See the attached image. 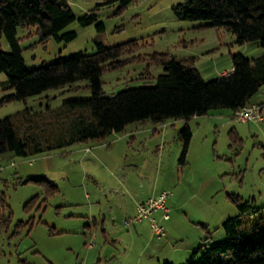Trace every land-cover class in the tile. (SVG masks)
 Here are the masks:
<instances>
[{
	"label": "rangeland",
	"instance_id": "obj_1",
	"mask_svg": "<svg viewBox=\"0 0 264 264\" xmlns=\"http://www.w3.org/2000/svg\"><path fill=\"white\" fill-rule=\"evenodd\" d=\"M66 1L75 20L59 33L74 31L76 37L43 41L33 26H19L25 64L40 67L60 57L93 53L97 42L111 46L136 40L137 47L131 45L135 51L122 56L121 65L104 70L107 96L156 84L164 73L153 62L160 54L194 58L201 75L211 80L232 68L233 53L251 58L261 52L258 45L236 43L223 27L179 19L173 7L187 0H134L127 6L119 0ZM0 46L10 50L5 35ZM6 79L0 73V98L9 92L3 89ZM91 95L89 81L80 79L26 101L2 104L0 119L25 108L39 117L59 111L67 100ZM251 101L264 105V86ZM230 113L229 108L213 109L187 121L193 136L186 164L179 161L183 118L137 121L104 139L29 148L25 156L0 154V264H159L161 258L151 252L185 264L186 247L226 239L222 221L241 213L235 197L264 207V122L236 121ZM37 175H46L50 184L24 183ZM164 190L171 192L170 217L163 220L159 211L153 215L165 226L164 237H158L149 218L126 225L137 215L138 204ZM143 197L130 214L133 201ZM142 226L137 233L135 227ZM135 234L140 239L132 249ZM147 241H152L150 251L142 253Z\"/></svg>",
	"mask_w": 264,
	"mask_h": 264
},
{
	"label": "trees",
	"instance_id": "obj_2",
	"mask_svg": "<svg viewBox=\"0 0 264 264\" xmlns=\"http://www.w3.org/2000/svg\"><path fill=\"white\" fill-rule=\"evenodd\" d=\"M119 1L127 6L134 0ZM173 9L181 20H204L206 26L232 32L238 44L260 41L264 49V0H187ZM93 18H86L83 23ZM74 20V12L66 0H0V39L5 35L10 46L9 51L0 46V73L7 78L3 89L9 91L0 98V105L26 101L45 90L80 79L89 81L92 92L89 98L67 100L59 111H48L39 117L25 108L1 118L0 154L11 151L25 156L29 148L40 151L57 143L104 139L137 121L164 123L183 118L186 123L180 130L179 161L186 164L193 136L187 121L219 108H229L233 114L252 103V97L264 85V52L251 58L241 52L233 53L232 73L211 80L201 75L194 58L180 60L160 54L153 62L161 64L164 73L158 75L156 84L127 88L107 96L103 89L104 70L121 65L124 61L121 57L135 51L131 45L137 47L136 40L111 46L97 42L93 53L60 57L40 67L25 64L17 36L19 26H33L43 41L51 36L71 40L76 37L74 31L61 36L59 32ZM98 27L102 28V24ZM28 181L50 184L46 175L29 177L24 183ZM234 201L241 213L222 221L226 239L197 247L185 264H264V207L257 209L251 200L239 197ZM163 264L173 263L166 260Z\"/></svg>",
	"mask_w": 264,
	"mask_h": 264
},
{
	"label": "built area",
	"instance_id": "obj_3",
	"mask_svg": "<svg viewBox=\"0 0 264 264\" xmlns=\"http://www.w3.org/2000/svg\"><path fill=\"white\" fill-rule=\"evenodd\" d=\"M232 69L226 70L223 74L230 75ZM263 105L257 103H249L245 106L235 110L232 114V118L240 122H263ZM35 159H31L30 163H33ZM0 164V170L2 169ZM171 195V192L164 190L159 194L149 197L146 201L138 204L137 206V215L126 219L125 223L127 226L141 221L144 218H149L151 220V226L155 232L158 233V237L162 238L166 235L167 231L164 225L156 220L153 216L155 212H161V217L163 220H167L170 217L171 209L167 205L168 197ZM91 245V244H90Z\"/></svg>",
	"mask_w": 264,
	"mask_h": 264
},
{
	"label": "crops",
	"instance_id": "obj_4",
	"mask_svg": "<svg viewBox=\"0 0 264 264\" xmlns=\"http://www.w3.org/2000/svg\"><path fill=\"white\" fill-rule=\"evenodd\" d=\"M252 43H254V42H246V43H244L243 45H245L246 47H250V45H258V46H260L261 48V52H260V55L261 54H263V52H264V49H263V47L261 46V45H259L258 44V42H256L255 44H252ZM259 56V55H258ZM232 69V68H231ZM224 72H222L221 73V75L223 74ZM264 86V85H263ZM262 86V87H263ZM261 87V88H262ZM260 88V89H261ZM252 103H254V102H252ZM257 103H259V102H257ZM263 105V104H262ZM264 111V105H263V110H262V112ZM231 115H232V110H231V113H230ZM264 122V121H263ZM0 160H1V158H0ZM2 165V164H1ZM153 195V194H152ZM151 195V196H152ZM150 197V196H149ZM147 197H143L142 199H136L135 200V202L133 201V204H132V209H131V211H130V214H132V211H134V210H136V206H137V204L139 203V202H141V201H143L144 199H146ZM171 209V208H170ZM135 229H136V232L138 233V231H143L144 230V227L142 226V227H140V228H138V227H135ZM137 239H140V237L137 235V234H135V236H133L132 237V245H133V247H131L132 249H134V246H135V241L137 240ZM152 242V241H151ZM151 242L150 241H147V242H145V244H144V246L142 247V249H141V252L143 253L144 251H146V250H149L150 251V247H148L149 246V244H151ZM131 248L130 249H128V252H130V250H131ZM196 248V244L195 243H193L191 246H188V247H186L185 248V256L187 257H189V255H190V252L191 251H193L194 249ZM152 253V255H151V257H154V255L155 256H159L161 259H157L158 261H159V264H163L164 262L163 261H170L171 263H173V264H176V262H178V261H176V260H173V259H171V257L170 256H168V257H166L167 255H164V256H160L159 255V253H154V252H151ZM187 257V258H188ZM186 258V259H187ZM185 259V260H186ZM180 262V261H179ZM182 263V262H181Z\"/></svg>",
	"mask_w": 264,
	"mask_h": 264
}]
</instances>
